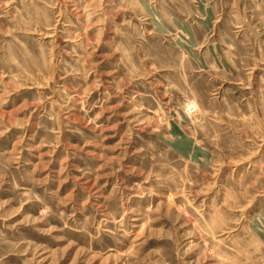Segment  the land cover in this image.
Segmentation results:
<instances>
[{
	"label": "rangeland",
	"instance_id": "374dc122",
	"mask_svg": "<svg viewBox=\"0 0 264 264\" xmlns=\"http://www.w3.org/2000/svg\"><path fill=\"white\" fill-rule=\"evenodd\" d=\"M0 264H264V0H0Z\"/></svg>",
	"mask_w": 264,
	"mask_h": 264
}]
</instances>
